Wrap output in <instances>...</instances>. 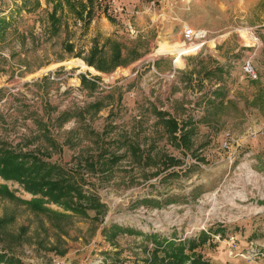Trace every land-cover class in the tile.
I'll return each mask as SVG.
<instances>
[{"label": "rangeland", "instance_id": "rangeland-1", "mask_svg": "<svg viewBox=\"0 0 264 264\" xmlns=\"http://www.w3.org/2000/svg\"><path fill=\"white\" fill-rule=\"evenodd\" d=\"M250 1L203 0L204 15L189 20L192 29L207 32V42L190 52L182 49V39L125 38L136 34L134 14L160 10L159 0H103L102 8L95 0L86 24L64 0H0V19L6 21L0 33V144L69 169L106 210L99 220L61 222L64 230L58 232L53 219L0 198V217L13 215L0 231V252L21 264H87L96 257L143 264L155 230L147 214L172 205L174 215L155 218L161 236L209 233L198 249L205 259L215 262L231 252L238 257L226 264H264V107L251 102L264 83V56L261 47L244 46L253 43L250 29L264 42V0ZM121 48L128 50L126 64L138 58L132 68L113 61ZM92 49L98 53L88 66ZM253 53L255 81L242 73ZM173 59L176 67L185 59L200 68L194 76L193 68L167 75L174 97L167 87L160 93L156 87ZM215 67L222 72L202 76ZM218 90L225 94L223 104L210 110L206 97ZM94 103L99 110L90 108ZM164 106L165 118L176 122V140L160 119ZM184 133L189 143L181 145ZM107 155L117 162L104 164ZM0 184L30 198L16 183ZM176 216L180 231L170 226ZM111 224L140 234L107 241L102 229Z\"/></svg>", "mask_w": 264, "mask_h": 264}, {"label": "trees", "instance_id": "trees-1", "mask_svg": "<svg viewBox=\"0 0 264 264\" xmlns=\"http://www.w3.org/2000/svg\"><path fill=\"white\" fill-rule=\"evenodd\" d=\"M93 1L86 0V4L80 0H64L67 8L79 19L85 16V24L90 21ZM99 7H103V0H97ZM60 6V4H58ZM105 8V7H104ZM56 9H53L51 18H54ZM109 18V17H107ZM109 20H112L111 18ZM6 23L4 18L0 19V33L3 32V25ZM56 26V22L52 20ZM117 47V46H116ZM98 51L92 49L90 57L87 59L88 66H94V58ZM113 61L119 59L118 51H114ZM115 63V62H114ZM202 65V64H201ZM98 68V67H97ZM218 67L207 68L202 74L203 77H209L211 73H221ZM85 84V81H83ZM261 84V90L255 99L251 100L254 106L258 103L264 107V84ZM213 97L211 99L210 97ZM225 94L221 91H215L206 97L208 109H215L222 106ZM256 98H258L256 100ZM90 108L99 110L100 106L94 103ZM166 114L161 112L160 119L166 126L170 137L176 129V122L172 118H165ZM188 120L185 122V126ZM188 137L184 133L180 137V144L189 143ZM99 156H106L105 151H101ZM109 159H104V164L117 162V157L107 155ZM91 162V161H90ZM97 162L95 160L94 164ZM91 167V163H90ZM0 179L2 181L16 183L21 190L30 196L28 200L21 199L15 195V192L8 188L7 184H0V198H6L24 205L27 210L41 214L53 219V226L57 231L62 232L63 223H72L75 218L99 220L106 213L105 206L99 202L96 196L87 195L77 180L75 173L65 169L55 163L45 160L41 155L32 152H22L6 144H0ZM54 206L56 209L52 208ZM89 212L94 216L90 217ZM13 215H4L0 217V231L8 224L12 223ZM58 224H61L60 226ZM58 231V232H59ZM102 234L107 241H113L119 235L139 236V232L130 229H124L117 224H111L102 229ZM150 240L153 248H146V257L143 264H220L205 259L198 251L210 238L209 233L201 232L197 237L184 239L176 242L159 234H150ZM146 236V238H149ZM0 264H21L20 259L7 252H0Z\"/></svg>", "mask_w": 264, "mask_h": 264}, {"label": "crops", "instance_id": "crops-1", "mask_svg": "<svg viewBox=\"0 0 264 264\" xmlns=\"http://www.w3.org/2000/svg\"><path fill=\"white\" fill-rule=\"evenodd\" d=\"M192 1V2H191ZM252 1V0H251ZM250 1V2H251ZM191 5L189 6V1L186 0H159V8L160 10L155 11L150 8L144 11H139L138 13L134 14L133 19V26L136 30L135 35H126L125 38L128 36L130 39L136 38V40H143L148 38H153L152 40L155 42L159 39H164L166 41H175L177 39H182V29L185 26L193 28L194 23L189 20V15L196 14L197 16L204 15V5L203 0H190ZM219 6V5H218ZM176 9V10H175ZM182 10V11H181ZM195 27V26H194ZM119 46H125L127 43L121 39L118 41ZM261 53L264 56V42L261 40ZM164 50V52L170 51L171 48L169 47H161L157 50ZM156 50V51H157ZM176 50V49H175ZM120 57L121 63L118 67H125V68H132L133 64L138 61L133 59V61L129 63L123 62L125 60V54L128 50H124L121 48L120 50ZM204 64V63H203ZM218 64V63H217ZM216 64V65H217ZM159 65V61L152 62V68L155 69L156 66ZM215 65V66H216ZM214 67V66H212ZM195 70L193 76L197 73L196 70H199V66L189 67L187 61L183 59V63L181 67L175 66V59H173L171 65L167 68L165 75L162 76V82H158L157 88L158 92L160 93L165 87L168 88V94H171L172 97L175 96V93L170 91V85L172 81L168 79V74L170 72L177 73L178 71H185L192 69ZM131 70V69H130ZM177 71V72H176ZM161 78V77H160ZM262 83V82H261ZM264 84V83H263ZM214 242V240H212ZM233 253H229L228 255H218L215 262L226 264V261L234 260L232 258ZM238 257V256H233ZM242 257V256H239ZM244 257H242L243 259ZM245 259V258H244ZM235 263V262H234Z\"/></svg>", "mask_w": 264, "mask_h": 264}, {"label": "built area", "instance_id": "built-area-1", "mask_svg": "<svg viewBox=\"0 0 264 264\" xmlns=\"http://www.w3.org/2000/svg\"><path fill=\"white\" fill-rule=\"evenodd\" d=\"M249 31H250V33L249 32L248 33H249L250 37L252 38L253 43H251V44L249 43L248 45L244 44V46L248 49H253L254 51H256L261 46V43L259 42L258 38L253 35L252 29H250ZM129 32L130 33L133 32L132 29H129ZM207 37H208L207 32L203 31V30H194L188 26H185L182 29V44L191 45L192 51H195V52L198 50L199 47H201L204 43L207 42ZM253 55H254V53L250 57H248L245 61H243L242 73L249 80L255 81L258 79V75H257V72H256L255 67L253 65V62H252ZM170 77H173V75H170ZM10 94H11V91L8 95H10ZM128 96L130 98H132L134 96V94L129 93ZM80 98H82V97L80 96ZM160 111L168 112V109L166 106H164L163 108H160ZM226 136H228V135L226 134ZM222 146L224 148H227V149L230 147L229 143L226 141L222 144ZM145 213H146V210L142 209L141 214L144 215ZM161 214L165 218H167L168 216H172L175 214V209L172 205H170V206H167L165 209H163L161 212H158L157 210H153L150 214H147V215H149V220H153L152 223H153V227L155 228L154 233L159 234V235H161L160 233H164V232L162 231V229H160V227H161L160 224H154V223H155V218ZM109 215H107L105 217V222H104L105 225L108 222ZM107 224H109V223H107ZM170 226L175 227L177 229V231L181 230V223H180L179 216L175 217V221ZM164 237L171 239V240H174L176 242H180V241H183L184 239L187 238V233L185 232V233H183V235L181 233H179L176 237L167 236V235H164ZM195 237H197V235H194L193 238H195ZM213 237L215 239H219V236H213ZM230 240L232 241L231 243L234 244V239L230 238ZM246 259H247V257H246ZM53 263L58 264V262H56L55 260L53 261ZM87 264H112V263H106L104 261V258L96 257V258H93L92 261L88 262Z\"/></svg>", "mask_w": 264, "mask_h": 264}, {"label": "bare ground", "instance_id": "bare-ground-1", "mask_svg": "<svg viewBox=\"0 0 264 264\" xmlns=\"http://www.w3.org/2000/svg\"><path fill=\"white\" fill-rule=\"evenodd\" d=\"M183 50H188V51H192V46L191 45H184L183 44V47H182Z\"/></svg>", "mask_w": 264, "mask_h": 264}]
</instances>
